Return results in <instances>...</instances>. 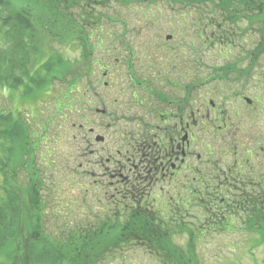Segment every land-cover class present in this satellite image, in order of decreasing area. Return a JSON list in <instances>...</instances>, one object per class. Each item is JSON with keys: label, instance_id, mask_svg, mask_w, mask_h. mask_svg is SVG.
Wrapping results in <instances>:
<instances>
[{"label": "rangeland", "instance_id": "374dc122", "mask_svg": "<svg viewBox=\"0 0 264 264\" xmlns=\"http://www.w3.org/2000/svg\"><path fill=\"white\" fill-rule=\"evenodd\" d=\"M191 1L90 0L88 7L79 4L67 12L66 27L48 17L52 34L40 32L41 57L31 58L29 66L33 75L35 68L50 62L48 87L33 94V99V95L23 97L24 85L14 91L0 86V113L12 118L21 117L41 136L39 155L36 156L38 162L42 158L39 167L50 192L47 211L42 213V227L53 234L50 240H54V243L60 244L61 239L74 235L75 230L82 229L85 233L86 226L99 225L104 219L99 190L103 189L102 182L104 186L108 183V177L102 179L105 168L101 171L97 164L109 158L108 155L120 161L116 152L125 150L126 134L132 132L137 124L140 127L139 121H122L118 115L120 111H117L119 108L113 104L117 97L122 99V104L125 99H131L129 94L133 87L129 84L122 63L130 53L134 76L146 80L153 66L162 65L159 55L171 63H178V58L182 57L186 64L194 57L192 51L196 50L200 82L203 84L199 87L201 114L212 115L221 109L226 112L227 118L239 127L233 141L242 144L240 156L245 152L244 146L258 150V147L255 148L258 144L264 150V56L260 55L250 75L240 72L248 66V60H243L245 55L256 53V47L262 40L261 34L256 31L258 25L251 28L247 21L237 25L221 23L222 19L217 17L211 3L198 5L191 4ZM36 12L40 13V10ZM216 23L222 24L221 31L227 33L224 37L232 40L231 45L221 42L219 39L222 38L218 39L223 33L217 29ZM166 36L171 38L166 40ZM60 60L65 65L57 67ZM234 62L237 63L238 73L223 75L221 71H227L229 67L232 69L231 63ZM66 66L71 67L69 75L73 73L80 80L77 86L82 103L80 113L74 125L69 119L62 123L56 115V129L41 134L38 131L39 119L35 114H43L44 120L53 114L56 97L66 89V84L58 81L57 75L63 73ZM40 73L43 75L44 71L40 70ZM244 98L249 99L251 105L246 104ZM209 101L214 102L213 107L209 106ZM103 108L108 116L95 113V110ZM89 127L95 129L94 136L98 134L104 137L103 143L94 142V136L86 134ZM211 134V137L200 134L202 156L208 152L215 154V150L219 151L222 147L215 132ZM232 162L230 155L225 157L220 153L214 159L206 157L202 160L203 164L208 165L206 169L213 163L218 165L217 168H225ZM109 172L108 169V175ZM16 179L20 182L25 180L23 175L16 176ZM118 188L122 190V186ZM158 189L155 195L159 194ZM193 199L188 213L195 217L188 216L185 221L199 227L204 214ZM123 201L121 196L118 197L119 203ZM116 215L120 216L119 222L125 221L126 214ZM239 225L223 233H203L195 245H189L194 249L198 264H264V243H256L255 233L246 234ZM172 241L182 248L187 246L185 236ZM4 261L10 262L11 256L0 255V264H4ZM99 264L164 263L155 253L134 245L107 255Z\"/></svg>", "mask_w": 264, "mask_h": 264}, {"label": "trees", "instance_id": "16d2710c", "mask_svg": "<svg viewBox=\"0 0 264 264\" xmlns=\"http://www.w3.org/2000/svg\"><path fill=\"white\" fill-rule=\"evenodd\" d=\"M88 2L90 0H0V86L14 91L24 85L25 98L47 88L51 77L50 62L35 68L33 75L29 70L31 58L41 57L42 45L38 35L40 32L52 34L49 18L65 25L67 12L79 4L88 7ZM206 2L211 3L217 17L222 19L221 23L237 25L247 21L251 28L258 25L256 31L262 40L256 53L245 55L243 60H248V67L240 71L250 75L260 55L264 56V0H192L191 4ZM37 9L40 13L36 12ZM216 26L224 34L218 39L222 38L219 39L221 42L231 45L232 40L224 37L227 33L221 31L222 24L216 23ZM231 64L232 69L221 71L223 75L238 73L237 63ZM56 65L59 67L65 63L60 60ZM70 68L66 66L63 73L57 75V80L66 84V89L56 97L51 117L44 120L43 114H35L41 134L56 129V115L62 123L69 119L74 125L80 113L82 103L77 94L80 80L73 73L69 75ZM40 70L44 71L43 75ZM69 76L73 77L66 81ZM233 122L222 109L215 119V136L222 144L215 154L230 155L233 162L230 167L214 166L216 172L201 175L194 193L197 196L193 199L204 214L199 227L185 221L188 216H194L188 213L194 196L191 191L189 200L183 198L170 209L148 207L146 211L144 206L132 201L133 196H139L137 187L134 190L128 185L121 191V197L126 195L124 201L116 208L111 207L113 210L104 215L99 225H88L85 233L82 229L75 230L74 235L61 239L59 244L51 241L53 234L42 227V213L47 211L50 192L39 167L42 158L38 162L36 156L39 155L41 136L21 117L12 118L0 113V255L11 256V261H4V264H99L107 255L134 245L155 253L164 264H198L194 249L189 245H195L203 233H223L237 224L246 234L255 233L256 243H264V162L262 184H255L257 178L253 180L245 172L244 154L239 155L242 144L231 137V133H235L230 128ZM211 154L212 159L217 156L214 152ZM228 169L233 170L229 172ZM22 175L25 180L20 182L16 176ZM117 213L128 216L125 215V221L121 223ZM180 236L187 238L185 248L172 241ZM66 246L69 247L66 249Z\"/></svg>", "mask_w": 264, "mask_h": 264}, {"label": "flooded vegetation", "instance_id": "af4514ba", "mask_svg": "<svg viewBox=\"0 0 264 264\" xmlns=\"http://www.w3.org/2000/svg\"><path fill=\"white\" fill-rule=\"evenodd\" d=\"M165 39L169 40L167 36ZM195 51H192V60L185 61L186 64L182 57L178 58V63H171L159 55L162 65L153 66L146 80L134 76L131 53L127 60L122 61L133 90L129 101L125 99L122 104V99L117 97L113 104L119 108L117 111H120L118 115L122 121H139L140 127L137 124L132 132L126 134V144L121 142L125 150L116 152L121 162L108 155L109 158L97 164L101 171L105 168L102 179L108 177V183L104 186L102 182L103 189L99 190L102 207L116 208L121 192L118 187L126 185L134 186V190L137 187L139 196H133L132 201L144 206L146 211L148 207L170 209L188 197L190 191L193 195L197 191L201 175L208 166L202 160L212 156L211 152L201 155L200 134L209 135L214 130L220 110L212 115L201 114L199 63ZM95 113L108 116L104 108L95 110ZM230 126L235 132L231 137L235 139L238 127L234 123ZM86 134L94 136L95 129L87 128ZM103 142L104 139L99 143ZM244 148L245 172L253 180L257 178L258 181L253 183L261 185L264 150L258 144L256 149L252 146ZM213 164H210L211 172H216ZM232 170L228 169L229 172ZM158 187L159 194L155 195Z\"/></svg>", "mask_w": 264, "mask_h": 264}, {"label": "water", "instance_id": "95a60500", "mask_svg": "<svg viewBox=\"0 0 264 264\" xmlns=\"http://www.w3.org/2000/svg\"><path fill=\"white\" fill-rule=\"evenodd\" d=\"M245 101H246L247 103H250V101H249L248 99H246ZM99 140H101V138H98V137H97L96 141H99Z\"/></svg>", "mask_w": 264, "mask_h": 264}]
</instances>
